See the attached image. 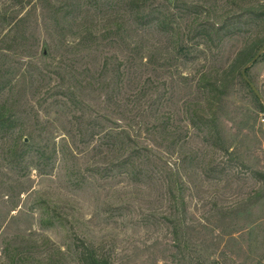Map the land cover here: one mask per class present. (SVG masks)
Segmentation results:
<instances>
[{
    "label": "rangeland",
    "instance_id": "obj_1",
    "mask_svg": "<svg viewBox=\"0 0 264 264\" xmlns=\"http://www.w3.org/2000/svg\"><path fill=\"white\" fill-rule=\"evenodd\" d=\"M134 1L0 0V264H264L262 0Z\"/></svg>",
    "mask_w": 264,
    "mask_h": 264
},
{
    "label": "trees",
    "instance_id": "obj_2",
    "mask_svg": "<svg viewBox=\"0 0 264 264\" xmlns=\"http://www.w3.org/2000/svg\"><path fill=\"white\" fill-rule=\"evenodd\" d=\"M138 1L139 0H136L134 2H138ZM142 10L143 9H141V6H139L138 9L136 10L138 12V19H144V18L151 17L149 21L154 22L157 31L163 35H166V30L169 31L168 28L166 27V24H167L166 15H164V13L162 12L163 14L161 16L152 17L153 15L151 16L150 14H143ZM244 14H246L252 22L258 23V25L262 26L263 32H264V0L259 1L256 5H252L251 7H249L246 13ZM239 17H241V15H239L238 17H231V16L228 17L227 16L224 18V21L221 23V25L216 26V24L213 23L210 25V27L207 26V28H203L202 32L205 33V36H207L209 40H211V34L214 32L216 33V35L221 34V37L222 36L223 37L232 36L236 33V29H237L236 20ZM170 30H172V27L170 28ZM259 44L264 45V35H263V38L259 41ZM246 71H245V74H246ZM206 76L208 75H205V77ZM4 88H5V84L1 82L0 80V94L4 90ZM207 92H208V99L214 98L216 100H220L224 93V85L219 84V81L217 79H214L212 83L210 84V88L209 90H207ZM4 107H5L4 105L0 107V134L2 135L10 132L14 128V121L11 117L12 115L10 113L7 114L6 111L4 110ZM197 116H199V112L197 109H194L190 115V120L193 125L195 124L194 119ZM204 121H205V125L210 128V132H209L210 139H213L214 137L216 139H219L220 133L217 131L216 117L214 116V113H212ZM125 135H126L127 140L132 142L129 132H126ZM133 144H134V149L132 150L133 153H136V152L138 153L139 147L134 141H133ZM221 150L225 153L228 152L224 148H221ZM81 248L82 249L80 250V253H79V260L82 264H111L107 258L98 256L94 251L89 249L84 244L81 245ZM12 262L15 263V258H12Z\"/></svg>",
    "mask_w": 264,
    "mask_h": 264
},
{
    "label": "water",
    "instance_id": "obj_3",
    "mask_svg": "<svg viewBox=\"0 0 264 264\" xmlns=\"http://www.w3.org/2000/svg\"><path fill=\"white\" fill-rule=\"evenodd\" d=\"M260 56V53H257L254 58L250 61L249 65L253 64L257 59L258 57ZM246 68H243L242 72H241V75H242V78L243 80L248 84V86L251 88V90L253 91V93L255 94V96L258 98V99H261V96L260 94L258 93L257 89L255 88V86L252 84V82L248 79V77L246 76L245 74V71H246Z\"/></svg>",
    "mask_w": 264,
    "mask_h": 264
}]
</instances>
